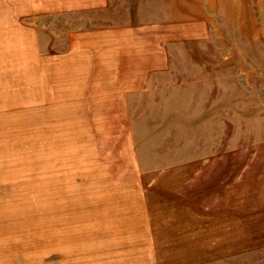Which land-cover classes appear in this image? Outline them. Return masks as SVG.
Returning a JSON list of instances; mask_svg holds the SVG:
<instances>
[{
    "label": "rangeland",
    "instance_id": "obj_1",
    "mask_svg": "<svg viewBox=\"0 0 264 264\" xmlns=\"http://www.w3.org/2000/svg\"><path fill=\"white\" fill-rule=\"evenodd\" d=\"M0 264H264V0H0Z\"/></svg>",
    "mask_w": 264,
    "mask_h": 264
}]
</instances>
